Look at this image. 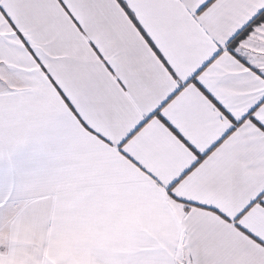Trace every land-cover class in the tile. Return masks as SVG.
I'll use <instances>...</instances> for the list:
<instances>
[{
  "label": "snow or ice",
  "instance_id": "snow-or-ice-1",
  "mask_svg": "<svg viewBox=\"0 0 264 264\" xmlns=\"http://www.w3.org/2000/svg\"><path fill=\"white\" fill-rule=\"evenodd\" d=\"M0 264H264V0H0Z\"/></svg>",
  "mask_w": 264,
  "mask_h": 264
}]
</instances>
